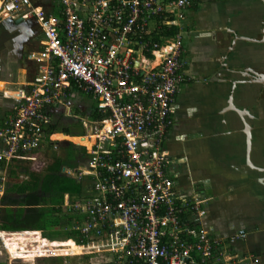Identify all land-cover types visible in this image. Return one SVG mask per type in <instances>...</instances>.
I'll list each match as a JSON object with an SVG mask.
<instances>
[{
    "label": "built area",
    "instance_id": "obj_1",
    "mask_svg": "<svg viewBox=\"0 0 264 264\" xmlns=\"http://www.w3.org/2000/svg\"><path fill=\"white\" fill-rule=\"evenodd\" d=\"M193 1L0 0V20L34 21L41 34L33 78L0 122V176L55 144L57 116L80 120L87 166L62 171L90 187L83 203L66 195L63 205L79 217L80 254L102 264H256L205 229L204 201L178 192L181 162L166 149L189 80L181 33ZM82 97L102 119L65 114Z\"/></svg>",
    "mask_w": 264,
    "mask_h": 264
},
{
    "label": "crops",
    "instance_id": "obj_2",
    "mask_svg": "<svg viewBox=\"0 0 264 264\" xmlns=\"http://www.w3.org/2000/svg\"><path fill=\"white\" fill-rule=\"evenodd\" d=\"M182 24L189 80L178 88L166 140L170 156L181 162L178 192L198 193L205 229L233 253L264 264V173L247 164L264 169V85L246 72L264 76V0H197ZM3 29L0 122L32 79L27 53L39 49L18 44L19 37L10 38ZM9 62L20 64L13 80L3 74Z\"/></svg>",
    "mask_w": 264,
    "mask_h": 264
},
{
    "label": "trees",
    "instance_id": "obj_3",
    "mask_svg": "<svg viewBox=\"0 0 264 264\" xmlns=\"http://www.w3.org/2000/svg\"><path fill=\"white\" fill-rule=\"evenodd\" d=\"M32 1L38 5H45V2ZM196 2L197 0L193 1L192 8L195 7ZM176 33L177 28L172 27L168 35L172 36ZM162 34L166 35L165 32ZM29 68L34 70L33 65ZM74 113V115L85 117L89 121H97L103 117L93 104L82 109L75 108ZM49 131L51 134H63L68 137L84 135L80 120L73 117L65 118L62 115L57 116ZM68 140L86 145L85 139L69 138ZM63 143L67 144L65 154L61 157H54L52 162L40 172L29 171L27 167H18L17 164L22 161H15L12 165L13 168L8 169L7 177L2 182L4 187L0 197V232L7 233L5 235H10L12 241L15 242L9 247L12 255H66L65 251H54V248L45 251L44 247L38 244L39 240H37L38 252H34L36 248H31L28 245L33 241H26V237L22 236L24 233L39 234L40 240L46 245L61 242L62 245H69L67 251L71 248L75 249L76 254H80L82 251L76 247L85 243L81 240L79 232L74 229L79 217L72 208L76 203H83L86 199L90 178H80L77 174L69 176L63 173L62 170L65 168L75 170L80 166H87L83 148L69 142ZM49 147L51 144H48ZM24 161L29 162V160ZM66 195L72 208L63 205ZM80 259L84 264H88L92 256L87 255ZM64 260L63 257L46 258L47 264H63ZM0 264H8L4 252L0 253Z\"/></svg>",
    "mask_w": 264,
    "mask_h": 264
},
{
    "label": "rangeland",
    "instance_id": "obj_4",
    "mask_svg": "<svg viewBox=\"0 0 264 264\" xmlns=\"http://www.w3.org/2000/svg\"><path fill=\"white\" fill-rule=\"evenodd\" d=\"M37 1H41V2H45L46 0H37ZM12 61L16 62L15 59H11ZM6 71L3 72V74L5 73L6 76H8L9 80H13L16 78V74L17 72L19 71V68H20V64L19 63H10L9 62V65L6 66ZM11 93V92H10ZM15 99V97H13ZM17 99V98H16ZM83 104H81L80 102H75L72 107L70 108V110L68 112H66L65 114L67 115H70V116H73L75 113H74V109L75 108H78V109H82L83 106H90L92 105V102L85 98V97H82L81 98ZM79 117V116H78ZM63 135V134H62ZM76 138V137H74ZM69 138L66 136L60 140H56V139H53L55 141V144L51 145V147H46L42 150V152H40V154L38 156H33V157H30L29 158V162H25V161H22L19 162L17 165L18 167H27L29 171H38L40 172L41 170H43L49 163L52 162V159L54 157H61L65 154V150H66V143H63V142H66L68 141L69 143L73 144V145H77L80 146L81 144L80 143H75V142H72L70 140H68ZM12 165H10L8 167L11 168ZM13 168V167H12ZM7 169V170H8ZM66 169V168H65ZM77 168H75L76 170ZM3 171V173L1 174L0 176V197L2 196V193H3V187L4 185L2 184L3 182V179H5L7 177V172L8 171ZM75 170H71V171H75ZM73 175H76L75 172H73ZM3 234H7V233H3V232H0V253L4 252V254H6L7 256V261H8V264H47V261H46V258H49V257H54V255L56 256V254L54 255H47V254H41V255H24V254H15V255H12L13 258H11L7 252L10 251L9 247H11V244L12 243H15L14 241H12V239L8 236H5ZM24 234H29V233H24ZM37 234V233H36ZM38 235L35 237L37 239H33L34 235L33 234H29L26 236L27 239H32V243L30 242L28 245L31 247V248H36L34 252H38L37 250V246L38 244L41 245L42 247H44V250L45 251H48V250H51L53 249L54 251L55 250H59V251H65V254L66 255H70V256H64V255H61L60 257H63L65 260L63 261V264H84L82 262V260L80 259L81 257L83 256H86V254H76L75 253V249L74 248H71L69 249L70 253L67 254L69 251H67L69 248V245H66V244H61L58 243V242H55L56 244L54 245H46L44 244V242L42 240H39L40 242L37 244V240H38ZM6 248H8L6 250ZM75 253V254H74ZM97 260V261H96ZM91 259L89 261L88 264H102V259L100 260L99 258L98 259Z\"/></svg>",
    "mask_w": 264,
    "mask_h": 264
},
{
    "label": "flooded vegetation",
    "instance_id": "obj_5",
    "mask_svg": "<svg viewBox=\"0 0 264 264\" xmlns=\"http://www.w3.org/2000/svg\"><path fill=\"white\" fill-rule=\"evenodd\" d=\"M0 29L1 30L3 29L5 31V34L10 38L19 37L17 39L18 44L28 45L29 47L28 49H32L36 47V45L39 44L41 38L39 28L34 21H25V20L11 21L9 19H3L0 20ZM30 52L32 51L30 50L26 55L27 61H28V54ZM251 121L256 123L258 120L256 118H251ZM261 122L264 124L262 119Z\"/></svg>",
    "mask_w": 264,
    "mask_h": 264
},
{
    "label": "water",
    "instance_id": "obj_6",
    "mask_svg": "<svg viewBox=\"0 0 264 264\" xmlns=\"http://www.w3.org/2000/svg\"><path fill=\"white\" fill-rule=\"evenodd\" d=\"M20 20H22V19H20ZM19 20V21H20ZM247 72V74H248V76L250 77H252V78H254L253 80V82H258L260 85H262V84H264V76H262V75H255L254 73H252L251 71H246ZM66 142H68V141H66ZM249 152V151H248ZM247 164H248V166H250L251 168H253L254 170H256V171H258V172H260V173H264V169H261V168H257V167H255V166H253L251 163H250V161L249 160H247Z\"/></svg>",
    "mask_w": 264,
    "mask_h": 264
},
{
    "label": "bare ground",
    "instance_id": "obj_7",
    "mask_svg": "<svg viewBox=\"0 0 264 264\" xmlns=\"http://www.w3.org/2000/svg\"><path fill=\"white\" fill-rule=\"evenodd\" d=\"M64 137H66V136H64V135H62V134H55L52 138L53 139H56V140H60V139H62V138H64ZM85 141H86V145L85 146H90V144H91V141H89V140H87V139H85ZM5 235V234H4ZM5 236H8V237H10V235H5ZM22 236H24V237H26L27 235L26 234H24V235H22ZM37 235L35 234L34 235V237H33V239H35V237H36ZM38 240H40V236L38 235ZM26 241H32V240H28L27 238H26ZM40 242V241H39ZM76 247H78V246H76ZM80 248V247H79ZM8 248H6V250H7ZM81 249V248H80ZM82 250V249H81ZM9 255H10V257L11 258H13V256H12V254H10L9 252H7ZM70 252H68L67 254H69Z\"/></svg>",
    "mask_w": 264,
    "mask_h": 264
}]
</instances>
